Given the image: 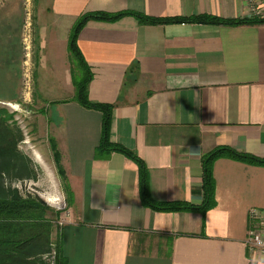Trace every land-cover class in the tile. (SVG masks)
<instances>
[{"label":"crops","instance_id":"obj_1","mask_svg":"<svg viewBox=\"0 0 264 264\" xmlns=\"http://www.w3.org/2000/svg\"><path fill=\"white\" fill-rule=\"evenodd\" d=\"M95 11L250 19L243 0H46L29 28L26 8H8V104L21 102L30 79L27 95L70 192L63 264H264L244 241L248 210L264 208V166L220 157L213 207L163 212L143 204L134 161L94 158L102 115L75 100L68 39ZM76 45L92 74L88 99L113 105L110 140L144 162L152 199L199 205L202 157L217 147L264 158V21L148 24L123 15L87 21Z\"/></svg>","mask_w":264,"mask_h":264},{"label":"trees","instance_id":"obj_2","mask_svg":"<svg viewBox=\"0 0 264 264\" xmlns=\"http://www.w3.org/2000/svg\"><path fill=\"white\" fill-rule=\"evenodd\" d=\"M123 15H132L140 22L148 24H165L177 22H200L211 24L236 25L241 23L263 22L264 19H224L217 16L201 15L192 17H151L141 13L126 12H87L82 14L72 28L68 49L82 69V76L74 79L76 87L75 100L85 108L101 113V135L94 150V158L106 159L112 152H117L134 161L138 167L139 194L143 204L156 211H199L213 207L214 179L212 164L220 157H227L253 165L264 166V158L252 154L238 152L228 146H220L202 157V193L203 200L199 205L185 201H156L148 192L147 168L144 162L130 149L110 140V123L113 105L94 102L88 99L87 87L92 78L77 45L76 36L82 26L89 20L115 21ZM10 117L5 109L0 108V165H8V185L3 181L4 173L0 170V264H50L49 257L54 254L53 264H63L60 243L51 241V223L46 218L47 208L38 196L30 193L22 194L19 189L12 188L9 182L24 178H35L30 160L18 149L23 134L18 126L8 123ZM55 161L58 164L59 153L54 143ZM59 172L63 169L58 165ZM68 189V188H67ZM68 194L70 192L68 189Z\"/></svg>","mask_w":264,"mask_h":264},{"label":"rangeland","instance_id":"obj_3","mask_svg":"<svg viewBox=\"0 0 264 264\" xmlns=\"http://www.w3.org/2000/svg\"><path fill=\"white\" fill-rule=\"evenodd\" d=\"M46 0H0V108L5 109L8 123L19 127L23 134V140L17 145L18 149L31 162L35 178H24L9 182L12 188H17L22 194L30 193L38 196L47 208L46 218L51 223V241L60 243V228L63 225L59 222L68 212V186L66 184L65 172L60 163L55 161L52 140L48 139V134L42 129V117L36 112L32 103L30 79L23 80L22 90L24 91L20 99L21 102L8 104V8L12 6H22L28 13V27L36 23L35 16L31 11H35L45 6ZM7 35V37H6ZM72 69L73 81L82 76V69L75 58ZM31 76V69H29ZM41 118V120H39ZM39 120V122H38ZM41 122V123H40ZM57 150V149H56ZM58 152V150H57ZM59 153V152H58ZM58 165L63 169V175L58 170ZM0 170L4 173L3 181L8 185V165H0ZM53 264L54 254L49 259Z\"/></svg>","mask_w":264,"mask_h":264},{"label":"built area","instance_id":"obj_4","mask_svg":"<svg viewBox=\"0 0 264 264\" xmlns=\"http://www.w3.org/2000/svg\"><path fill=\"white\" fill-rule=\"evenodd\" d=\"M249 18H264V0H243ZM69 216L65 213L63 221ZM245 244L247 249L264 258V208H250L247 214Z\"/></svg>","mask_w":264,"mask_h":264}]
</instances>
